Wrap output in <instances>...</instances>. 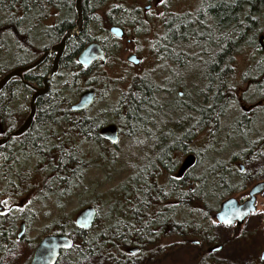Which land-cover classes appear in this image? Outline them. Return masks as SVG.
Listing matches in <instances>:
<instances>
[{"label":"rangeland","instance_id":"1","mask_svg":"<svg viewBox=\"0 0 264 264\" xmlns=\"http://www.w3.org/2000/svg\"><path fill=\"white\" fill-rule=\"evenodd\" d=\"M204 1L128 0L125 6L131 9V15L134 14L138 17L141 23L136 24L137 29L131 28L129 30V36L127 35V37L131 39L133 36L131 44L121 41L118 42V47L112 49L114 43L107 40L110 57L105 66H101L100 69L95 71V83L100 97L94 108H92V112L97 116L116 117L118 119L116 115L119 113L117 109V92L122 90L127 92L133 86V78L140 75L141 79L148 80L157 88L158 93L155 95V102L163 107L164 113L168 111L167 114L173 123L176 137L182 128H186L190 123L194 122L192 117H196V114L186 108L185 111H179V107L174 106L175 102L180 100L185 106L187 103L191 105V103L196 104L197 102L205 105L202 103L204 101L202 91L204 90V94L210 99L216 94L217 86H220L224 89V91H221L219 88L222 105H224L222 111L224 114L219 121L220 131H213L210 135V128H212L213 124L209 123L206 124V129L200 132V135H195L196 138L194 137L187 148L198 153L199 162L197 167L190 171L189 175L190 178H198L207 173L206 170L211 168L215 162L223 161L227 164L232 156H237L239 159L230 166L242 174H249L252 182L244 184L242 191H232L228 197H234L242 201L247 198L252 186L259 182H264V155L248 165L242 155L245 150L244 139L236 134L235 137L232 136L231 132L230 135H232L230 136L227 132L231 130L229 129L230 126L232 127L233 123L241 115H244L249 118L247 128L246 126H239V131L246 132L245 140L257 143L262 140L264 142V98L260 97L256 86L253 84L254 79H259L261 74L264 76V46L262 45L264 39H261V37L264 38V33L261 32L259 35L261 53H254L252 49L246 47L242 48L240 52L231 55L232 59L229 67L231 71H224L223 77L218 79V85L212 84L211 87L207 83L204 85L201 82V77L200 75L198 76V63L195 60H191L192 58H197L198 60L199 57L205 60L206 56H210L214 52L213 49H207L205 54L203 48L205 44L201 42V45L185 43L180 47H174L173 53L177 58L179 57L177 52L185 55V60L181 61L182 64L176 63L171 59L159 57V54H161L160 44H162L165 37L163 27L165 20L176 16H194L198 11L202 10L201 6ZM147 5L150 6L149 11L144 12L143 9ZM109 6L106 4L105 7L96 10L98 12L95 15L101 22L99 24L92 23L87 27L88 36L97 37L101 40L106 38V34L102 32L104 29L107 31L108 28L104 23V18L105 11L108 10ZM57 15L55 10L50 11L45 18L44 25L39 26L31 34L32 43L36 48L42 49L48 45L49 39L42 37V30L43 27L48 28L53 25ZM1 47L3 46L0 45ZM129 50L139 51L142 59L140 65L128 66L126 58ZM0 62L11 67L13 57L2 51ZM203 86L204 89L201 90ZM77 92V89L67 91L63 94V97L70 102L75 101L81 91ZM23 103L28 104L24 97H21V99L16 98L9 105L10 108H13L11 109L13 114H17V116L20 114L19 108L24 106ZM164 113L161 115L164 116ZM22 115L26 116V112ZM151 116L153 117L154 113ZM180 123V129L176 128L179 127ZM131 127L127 129H134ZM125 133L129 132L125 131ZM125 133L121 134L117 145L111 147L109 152H103V150L109 148L105 142L102 145L98 144V146L90 145L87 141L81 143L82 156L89 165L85 169L80 185L73 189L72 192L59 198L55 197V195H50V193L48 196L44 193V195H41L42 197H38L37 189L43 188L44 180H42V173L38 171L32 172L34 170L32 169L34 165L33 159L27 161L22 159L19 161V165L22 166L20 170H23L24 173L27 171L31 172V174L26 173L28 176L27 180L22 181L23 187H31L29 194L25 196L24 194L18 195L14 185L9 189H5L4 186V180L15 183V177L12 174L19 170L17 165L15 166L18 161H14L8 170L0 167V207L2 208L0 216L19 214L27 222V227L25 226L20 238H17L20 232L19 226L24 221L20 220L17 223L15 238L18 244L14 247L12 258L8 260L9 264H28L33 250L41 237L58 225H67L69 222L74 223L77 213L82 208L89 205L95 206L101 222H105L111 207H113L114 211L117 203L120 205L119 202L123 198L128 197V192L131 190V187H129L130 181L140 171L143 172L141 160L150 157L148 155L151 147L144 142L140 144L142 151H139V144L137 145L135 137ZM216 133L218 134L216 135ZM184 158L185 156L182 154L173 155V160L179 164ZM10 171L12 174H10ZM203 178H205L204 184L208 185L207 188L205 187V191L211 192L213 187L210 183L211 179H209V176H203ZM165 180L163 173L158 176L159 185ZM231 182L234 187L237 186L238 178H232ZM205 196V206L208 208V216H211V218H204L202 207L199 205H193L192 209L190 207L174 209L177 212L173 218L175 221L186 220L185 222H192L193 225H197V228L199 224L198 230L201 229L203 232L195 231L186 233L184 236L171 234L168 231L161 232L159 237L156 238V243L144 250V252L149 249L152 251L156 250L157 253L141 259L137 251L134 253L135 262H138L137 264H199V261L207 258L211 264H264V260L260 259L262 252H264V191L257 195L255 202L256 211L244 221L243 225H232L230 227L219 225L214 220V214L218 210L220 203L226 198L219 201L216 197ZM171 198V200L174 199L172 195ZM162 205L152 204L150 206L151 212L160 211ZM172 205L174 207L176 203L173 201ZM204 236L206 238L203 239ZM197 242L201 243L203 251L198 248L200 246ZM134 247L131 246L130 248L133 249ZM217 247H220L219 251L208 252L210 248ZM139 252L142 251L139 250ZM207 252L211 254L208 256ZM97 259L92 264H108V262H101ZM59 264L67 263L60 262Z\"/></svg>","mask_w":264,"mask_h":264},{"label":"trees","instance_id":"2","mask_svg":"<svg viewBox=\"0 0 264 264\" xmlns=\"http://www.w3.org/2000/svg\"><path fill=\"white\" fill-rule=\"evenodd\" d=\"M126 3H128V0H83L84 31L80 34L78 40L71 39L67 44L69 49L66 50L62 59L66 61L67 65L62 66L60 71L62 73L61 79L49 94L40 100H45L46 102H67L68 100L63 97L65 92L76 89L79 92L86 87L85 79L89 77L88 72L81 70V66L75 62V57L84 45L97 40V37L88 36L87 27L92 23L99 24L101 22L95 13L98 12L96 11L97 9L105 7L106 4L110 6L105 11V24L126 23L131 19L130 15L132 12L130 8L125 6L127 5ZM73 5L74 0H0V45L3 46L0 48V55L2 51H5L9 56L13 57V67L31 64L50 44L57 42L67 30L73 28V20L75 18ZM201 9L194 16L175 17L174 21L178 25L176 24L172 28L168 25L166 26L164 41L160 44V52L162 54H169V57L174 62L180 63L177 60L178 58H176L177 56L173 55L172 52L170 53L168 45L177 48L185 43L194 45L203 43L207 47L205 53L207 49H213L214 51L211 57H208L211 58V62L219 64L222 72H229L231 55L240 52L242 48L248 47L254 53H261L259 35L261 32L264 33V0H205ZM52 10L59 14L58 20L56 19L53 25L48 28L43 27L42 30V37L49 39L48 45L42 49L36 48L32 43L31 34L39 26L44 25L45 18ZM87 14L91 15V19H86ZM261 39L263 40L264 38L261 37ZM262 45L264 46V43ZM12 66L9 67L0 62V79L10 72L13 68ZM70 68L74 70L73 74L70 73ZM207 69L206 82L211 87L212 84L218 81L219 77H223L224 72L219 74V71L216 72L215 66L212 65H208ZM44 75L45 71L42 73V77ZM25 80L27 81V78ZM200 80H202V77ZM11 83H13L14 90L18 88L22 90L28 89L19 81H11L0 92V121L2 123H5L6 118L10 119L13 116L10 113L9 105L16 97L14 96L12 99ZM253 84L256 86L260 97L264 98V76L261 74L259 79H254ZM138 86L137 92L130 88L120 103L121 108L119 110L124 111V116L125 118L127 117L124 122H127L128 127L132 126L131 128L135 126L134 123L136 121L134 119L145 116L150 118L154 111L153 108L157 104V102L153 101L156 95V93L154 95L153 85L142 83ZM217 87L224 91L220 86ZM219 88L210 99L205 94L202 95L205 104L208 103L203 108L205 112L204 122L205 124L212 123L211 129L214 131L215 120L218 119L220 114H216L213 104L222 101ZM139 100L140 102L137 103ZM38 103L39 101L37 102L39 107ZM40 118L54 121L51 124V126H55L52 134L49 133L51 127L47 126L49 123L41 122ZM128 120L131 124H129ZM246 124L247 121L238 119L229 128L231 129L229 132L234 137L237 135L242 136L244 139L245 150L242 155L245 159L244 161L248 162L249 165L256 159L263 157L264 142L262 140H260V143L245 140L246 133L243 134V132L239 131V126L247 127ZM34 125L41 128L43 135L38 139L35 138L29 141L30 152L26 150L27 148L24 152V147L22 146L15 147L11 152L7 149V145L0 148V167L8 170L14 161H18L15 166L17 165L19 169L15 170L14 174L10 171V174L15 177V183L4 180L5 189H9L14 185L18 195L24 194L25 196L29 194L31 187H23L22 181L27 180V174H31V172L25 170L27 171L26 174L23 170H20L22 166L19 165V161L35 158L37 165L32 168L34 169L32 172L38 171L42 173V180H44L43 188L37 189L38 197H42L41 195H44V193L46 196L50 193V195H55L57 198L65 196L80 185L85 169L89 165L82 156L80 144L86 141L89 143V140H93L99 145L104 142H100L95 137L94 139H89L88 134L91 132L92 125L82 119L81 115L70 114L62 110L59 105L44 104L41 106V110L38 108ZM142 128H144V124H142ZM38 140L41 145L38 148L39 150L37 149L34 152ZM238 159L237 156H232L227 164L223 161H217L211 168L206 170L207 173L196 178V180L188 177L190 191L187 190L185 185L179 187L176 181H173V185L169 189L163 186V188L155 186L151 183V171L149 168H144L143 172L140 171L138 175L131 179L129 184L131 190L128 192V197L123 198L119 202L120 205L117 203L114 211L113 207H111L105 222H101L99 213H97L96 224L89 229H79L74 223L69 222L67 225H58L45 234H65L72 241L71 249L62 252L56 264L60 262L67 264H92L96 258H98V261L108 262V264H134L135 258L129 255L128 249L131 246L139 247L140 251H142L138 252L141 259L153 256L157 253L156 250L152 251L149 249L146 252L144 250L154 245L159 234L165 232L167 228L169 233L179 236L195 231L203 232L201 229L198 230L199 224L197 228V225H193L192 222L173 220L174 214L177 212L174 209L185 207L192 209L193 205H199L202 207L204 218H211V216H208V208L205 206V195L216 197L220 201L230 196L229 194L232 191H242L244 184L252 182L249 174H242L230 166ZM147 174L149 175L148 177H146ZM203 176H209V179H211L210 183L213 186L211 192L205 191V187L207 188L208 185L204 184L205 178ZM234 177L238 178V184L235 187L231 182ZM170 193L174 198L172 201L177 203L174 207L172 206L173 211L172 215H170L171 220L167 223L168 226H159V230L155 233L153 231L149 232L151 220L145 221V207L155 203L164 204L168 200L170 201L172 199ZM126 209L128 212L130 211V215L127 213V218L124 220L123 211ZM196 211L198 212V210ZM161 212V210L157 212L159 218ZM193 212L195 213V211ZM20 220H23L27 227L26 219L19 214L0 216V264H9L8 260L12 258L14 247L18 244L15 238V229ZM157 222L161 223L159 220ZM162 224L164 225L165 221ZM204 238L206 237L204 236ZM197 243L200 246L198 248L203 251L201 243ZM208 252L209 256L211 253ZM199 264L211 263L208 262L207 258H203L199 261Z\"/></svg>","mask_w":264,"mask_h":264},{"label":"flooded vegetation","instance_id":"3","mask_svg":"<svg viewBox=\"0 0 264 264\" xmlns=\"http://www.w3.org/2000/svg\"><path fill=\"white\" fill-rule=\"evenodd\" d=\"M74 3H75V0H74ZM149 8H150L149 5L145 6L144 9H143L144 12L149 11ZM92 9H93V7H92ZM73 10H74V5H73ZM82 10H83V0H82ZM74 13H75V10H74ZM58 15H57V20H58ZM133 15L134 14L130 15L131 19H129V21H127L126 23L110 24V25L106 24V26L108 27V28L106 27L107 31H106V29H104L103 32H102V33L106 34V38L104 40H101V39L97 38L96 41H91V42H88L86 44V45H88V44L93 43V42L98 43L100 45L101 49L103 50L104 57H105L104 61L98 59V60L94 61L91 65H89L88 67H82L78 63L77 58H78V55L80 54V52L83 50V48L86 45H84L81 48V50L79 51V53L76 55L75 62L81 66V70H86L88 72V75H89V77H87L85 79V83L87 85H86V87L83 88V90H81L77 100L72 101V102H70V101H67V102H64V101H55V102L47 101L46 102L45 100H40L41 98L46 97L49 94V92L60 81L61 75H62V73H60V71L62 70V66H66L67 65L66 61L62 60L64 55H65V53H66V50L69 49V46L67 44L69 43V41L71 39H74L75 41L78 40L80 35L77 38H71V39H69L66 42L65 49H64V51H63V53H62V55L60 57V60L58 62V69H57L56 73L54 74V76L51 77L47 81V84H48L47 93L42 95V96H40V97H38L36 99V101H35V116L33 118V122L31 124L30 128L28 129V131L26 133H24L20 137L11 138V140H9L6 144L2 145V147L7 145V149L10 152L12 151V149H15V147L18 148L20 146L24 147V152H25L26 148H27L26 150H28V152L31 151V149L28 147L29 141L31 139H35V138L38 139V138L41 137V135H43V133L40 130L41 128L34 125V121H35L36 115L38 113V108H40V110H41V106H43L44 104H49V105H53V106L54 105H59L62 108V110H65L66 112H68L70 114L81 115L82 119H85L86 122H88L90 125H92L91 132L88 134L89 139H94V137H95L97 140H100V142L102 141V142H105V143L108 144L109 148L103 150V152H109L111 147H115L117 145L118 141H117L116 144H111L108 141L107 138L103 137L100 134V131L104 127H106L108 125H114V126L117 127L118 140H119L121 134L125 133V131L127 130V128H128L127 122H124L125 119L127 120V117L125 118L124 111H120L119 110L121 108L120 107V103L122 102V99L124 97L125 91L122 90V91H118L117 92L118 93V95H117V99H118L117 100V109L119 110V113L116 114V115H118V119L116 117H111V118L108 117V118H106V117H101V116L95 115V113L92 112V108H94L95 104L98 102L99 97H100L99 90H98V88L96 86V83H95V80H96L95 71L100 69L101 66H105L108 63V59H109L110 55H109V49H108V46H107V40L108 41H112L114 43V47H112V49H115V47H118V42H121V41H126L127 44H131L132 43L131 39L133 38V36H132L131 39L129 37H127V35L129 36V30L131 28L132 29H134V28L137 29L136 24H140L141 23L140 19L138 17H136L135 15L134 16ZM90 16L87 14L86 19L87 18L91 19ZM84 19H85V16H84V12H83V31H84ZM75 20H76V13H75V18L73 20V27L75 25ZM176 24H177V22L174 21V20L166 21V26L168 25L171 28L174 25H176ZM112 27L120 29L121 32H122L121 33L122 36L117 37V36L113 35L112 33H110L109 30ZM163 27H164V31H165V34H166V29L167 28L165 27V23H163ZM61 38L57 42H55L53 44H50L48 46V48L46 50H44L37 59H39L45 52L49 51L51 46L57 44L61 40ZM203 48H204V51H205V49L207 48L206 45H204ZM173 49H174V47L172 45H170V46L168 45V50H170V53L172 52V54L175 55L173 53V51H174ZM177 54L179 55L177 60L180 62V64H182L181 61L185 60V55L180 54L179 52H177ZM205 54H202V55H205ZM131 57H133V60H129V58H131ZM159 57L160 58H167V59H171L172 60V58L169 57V54L165 55V54L161 53V54H159ZM208 57L209 56H206L205 60H202V57H199L198 60L200 62V65H199V62H198L197 58L196 59H194V58L191 59V60L197 61V63H198L197 64V68L199 67V72H200V73L198 72V76L200 75V77H202L201 82L204 85H206V83H207L205 75L208 73V69H207L208 65L209 66L210 65L215 66V71L216 72L219 71V74L222 72V70L220 68V65L216 64L214 62H211V58H208ZM210 57H211V55H210ZM53 59H54V55H48L45 58V60L38 67H36L35 69H33L31 71L23 73L22 74L23 81L29 83L30 85H32L33 87H35L37 89H42L44 87V80L48 76V73H49V71L51 69V66H52V63H53ZM231 59L232 58H230L229 64H231ZM201 62H202V64H201ZM126 63L128 64L129 67L140 65L142 63V59H141V57L139 55V51L138 50H129L128 51V56L126 58ZM24 66H27V65H19V66H14V67L12 66L13 68L10 71H12L14 69H17V68H20V67H24ZM230 69L231 68H229V72L231 71ZM44 71H45V75L42 77V73ZM69 71H70L71 74L74 73V70L72 68H70ZM25 78H27V81L25 80ZM11 81H19L21 84H23V82L19 78H16V77L12 78L9 82H11ZM132 81H134V83H133V91L134 92H137V90H138L137 86L139 84H141V83L148 82L151 85H153L148 80L141 79L140 75H138V77H134ZM170 81H171V78H170ZM215 84L218 85V81H216ZM152 87H153V90H154V95H155V93L157 94L158 93L157 88L154 87V86H152ZM26 88H28V87H26ZM203 89H204V86L202 87L201 90H203ZM10 90H11L12 99H13L14 96L16 98H19V99H21V97H24V100H26L28 102V104L23 103L24 106L19 108V113L20 114H18V116H17V114H13V112L11 110L13 108L9 107L10 113H12L13 116H11L10 119L6 118L5 123H2L0 121V139L6 138L9 134L14 132L23 123V121L26 119V117L29 114V103H30V99H31V95L33 94V91L31 89H29V88L27 90H22L20 88L14 90L13 83H11ZM85 91H93V93H94L93 101L84 110H81V111L72 110L71 109L72 106L78 102L80 95L83 92H85ZM12 94H14V95H12ZM202 95H204V90L202 91ZM221 100H222V97H221ZM38 101H39V103H38L39 107L37 105ZM153 101L155 102L154 99H153ZM138 102H140V100L137 101V103ZM202 103L205 104L204 101ZM191 105H193V107H191ZM191 105H189L187 103L186 106H185V104L182 101H180V100H177L175 102V104H174V106L179 107V111H185L186 109H188V110H192V112H194L196 114V117H192V120L194 122L190 123L189 125L187 124L188 127L182 128L178 132L179 135L176 136V137L174 135L175 132H174V129H173V123L171 122V120H170V118L168 117V114H167L168 111H165V113H164L163 112V107H161L160 104H156L155 107L153 108L154 109V111H153L154 116L153 117L151 116L150 118H146L148 116H145V117H143L144 119L142 117H139L138 119H134V121H136L134 123L135 124L134 129L128 130L129 133H127V134L134 136L135 139H136L137 145L139 144V149H138L139 151H142V149L140 148V144H143L144 142L148 143V145H150V147H151L149 149L151 154L149 153V155H148L150 157L148 159L141 160V167L143 168V170H144V168H149V170L152 173V174L150 173L151 174V178H152L151 183L154 184L155 186H159L161 188L164 187V188L169 189L173 185V181H176V183H178L179 187L185 185L187 187L188 191H190V189H191L189 184H188L189 183L188 177L190 178L189 173H190V171L193 170V168L197 167V164H198L199 160H198V153L194 152L191 149H188L187 147L192 142V140L194 139L196 134L198 136V135L201 134L200 132H202V131H204L206 129V124L204 122L205 121V117H204L205 116V114H204L205 112H204V109H203L206 104L205 105H201L199 102H197L196 104L191 103ZM213 105H214V111L216 112V114L217 115L220 114L218 116V119L215 120V131H220V127H219L220 126L219 125L220 122L219 121H220V119L222 118V116L224 114L222 112L223 109H224V105H222V101L221 102L220 101L215 102ZM25 112H26V116H23L22 114H25ZM86 113H87V115H86ZM162 113H164V116L161 115ZM240 119L242 121L243 120L247 121V123L249 121V118L246 117V116H243V115H242V118H240ZM39 120L41 122H43V123L47 122V124L48 123L50 124V125L48 124L47 126L51 127L49 133L52 134V131L55 128V126H51V124L54 121H51V120H49L47 118H40ZM182 120H183V122H185L184 119H182ZM235 122H237V120ZM129 124H131L130 121H129ZM142 124H144V128H142ZM182 125H183V123H182ZM180 127H181V123L179 124V127H176V128L180 129ZM229 133H227V134H229ZM245 133L246 132H244L243 134H245ZM217 134L218 133H216V135ZM89 144L93 145V146L94 145L98 146V144L95 141H93V140L92 141L89 140ZM40 145L41 144L39 143V140H38L36 145H35L36 148H34V152L40 147ZM177 153L184 155L185 158L188 157V156H192L194 158V165L187 172H185V174L182 177H180V178L177 177V172H178V170H179V168H180V166H181V164H182V162L184 160L180 164L178 162L174 161L173 160V155H175ZM103 155H104V153H103ZM32 159H33V163H34L32 168H34L35 165H37V161H36L35 158H32ZM238 168L240 169V167H238ZM162 173L165 175V179H166L165 182H163L161 184L163 187L158 184V176L160 174H162ZM148 176L149 175L147 174L146 177H148ZM193 179L196 180V178H193ZM155 204H159V203H155ZM172 204H173V201L172 200H170V201L168 200V202L164 203L161 206L160 209H161L162 212L160 213V215H161L160 218H159V215H158L157 212H155V213L151 212L150 206L149 207H145L146 208V217H145L146 219H145V221L151 220V222H150V227L151 228H150L149 232L150 231H153V232L158 231L159 230V226L160 227H164V226L166 227V225L168 226L167 223L171 220V218H170L171 216L170 215H172V211H173V209H172L173 205ZM127 213H128V215H130V211L128 212L127 209L125 211H123L124 220L127 218ZM158 220L161 221V223H158L157 222ZM96 221H97V216H96V219H95L94 223L92 224V226L96 224ZM163 221H165L164 225L162 224ZM157 225H158V227H157ZM166 231H168V228H167ZM134 250H136L135 252H137V251L139 252L140 248L139 247H134L133 249H131V248L128 249L129 255L134 256V253H135ZM210 250L212 252V248H210ZM135 263L137 264L138 262L134 261V264Z\"/></svg>","mask_w":264,"mask_h":264},{"label":"water","instance_id":"4","mask_svg":"<svg viewBox=\"0 0 264 264\" xmlns=\"http://www.w3.org/2000/svg\"><path fill=\"white\" fill-rule=\"evenodd\" d=\"M74 10L76 13L75 25L72 29H69L61 38V40L51 46L49 51L45 52L39 59L35 60L31 64L14 69L4 75L0 79V92L5 87V85L12 78H19L23 84L33 91L31 95L30 103H29V114L23 123L11 134H9L6 138L0 139V147L6 144L11 138H17L23 135L30 128L33 118L35 116V101L38 97L44 95L48 91L47 81L54 76L58 69V62L60 57L65 49L66 42L71 38H77L83 32V10H82V0H75ZM110 33L113 35L120 37L121 30L118 28H110ZM48 55H54L53 63L51 69L48 73V76L44 80V87L42 89H37L30 85L29 83L23 81L22 74L28 71H31L38 67ZM104 61V53L101 49L100 45L96 42L90 43L86 45L83 50L78 55L77 61L82 67H88L96 60ZM129 60H133V57L129 58ZM94 93L93 91H85L83 92L79 100L76 104L72 106V110L81 111L84 110L89 104L93 101ZM100 134L107 138L108 141L112 144H116L118 141V133L117 127L114 125H108L104 127ZM194 165V158L192 156H188L182 162L178 172L177 177H182L185 172H187ZM264 191V182H259L252 186L247 194L248 198L239 201L234 197H229L220 203L217 212L214 214V220L217 224L222 226L230 227L232 225L241 226L244 221L249 217V215L253 214L256 211V197ZM0 211L2 208L0 207ZM97 216V210L93 206H86L82 208L76 215L74 219V224L79 229H89L94 223ZM20 232L18 234V238L21 237L25 225L22 222L19 226ZM72 241L65 234H47L44 235L39 242L36 244L29 264H56L61 253L63 251H68L71 249ZM220 247L213 248L212 252L219 251ZM136 250H134L135 252ZM260 259L264 260V252H262Z\"/></svg>","mask_w":264,"mask_h":264},{"label":"bare ground","instance_id":"5","mask_svg":"<svg viewBox=\"0 0 264 264\" xmlns=\"http://www.w3.org/2000/svg\"><path fill=\"white\" fill-rule=\"evenodd\" d=\"M177 17V16H176ZM174 18L175 17H170V18H167V20H165V27H166V21H168V20H174ZM199 32V31H198ZM134 83V82H133ZM144 83H148V82H144ZM150 84V83H149ZM153 86L155 87V85L153 84ZM131 89H133V86H132V88ZM139 92V91H138ZM159 92H160V90H159ZM127 92H125V94H126ZM125 94H124V96H125ZM139 94V93H138ZM153 97V96H152ZM155 98V97H154ZM242 116V115H241ZM241 116L239 117V119L241 118ZM145 123V122H144ZM146 127V126H145ZM213 130L210 128V135H211V132H212ZM45 133V132H44ZM214 137H216V136H214ZM42 140V139H41ZM41 142V141H40ZM37 143V142H36ZM159 188V187H158ZM171 190V189H170ZM172 192V191H171ZM213 249V248H212ZM210 252H211V250H210Z\"/></svg>","mask_w":264,"mask_h":264}]
</instances>
